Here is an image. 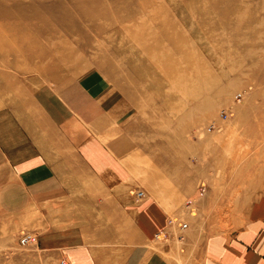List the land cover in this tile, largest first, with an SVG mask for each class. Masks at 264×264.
Wrapping results in <instances>:
<instances>
[{
  "label": "rangeland",
  "instance_id": "374dc122",
  "mask_svg": "<svg viewBox=\"0 0 264 264\" xmlns=\"http://www.w3.org/2000/svg\"><path fill=\"white\" fill-rule=\"evenodd\" d=\"M93 73L106 92L92 101H107L112 123L50 128L42 104L65 91L80 99L76 86ZM27 124L44 126L29 137L59 140L40 147L67 157L86 138L122 142L112 158L128 178L107 189L78 160L79 178L66 184L73 190L42 202L4 171L0 264H59L42 240L76 227L107 234L94 240L124 255L122 230L140 247L137 210L153 198L175 228L142 248L167 264H200L202 242L244 223L264 194V0H0V129ZM182 223L198 238L189 241ZM29 234L38 244H21Z\"/></svg>",
  "mask_w": 264,
  "mask_h": 264
},
{
  "label": "crops",
  "instance_id": "0c3cea01",
  "mask_svg": "<svg viewBox=\"0 0 264 264\" xmlns=\"http://www.w3.org/2000/svg\"><path fill=\"white\" fill-rule=\"evenodd\" d=\"M76 87L81 95L80 99L68 97L67 94L70 93L65 91L62 94L57 93L53 105L47 104L51 100L42 104L47 109V117L51 120L48 121L50 128H65L66 131L75 133L74 129H70L75 124L85 127L93 123H112L106 116L107 101L100 100L99 103L92 101L106 92L103 76L97 73L86 75ZM59 98H62L63 103L59 101ZM75 111L78 118L75 116ZM43 127V125L39 127V125L27 124L24 128L11 126L0 129V147L5 151L1 152L4 155L1 161H5L3 167L6 165V169L0 170V179H3L2 173L8 171L25 191L30 194H39L42 202L49 201L50 198H58L65 193L69 194L73 190H67L66 184L79 178L76 170L79 161L84 167L88 166L89 175L102 180L107 189H111V184L113 185L116 181L122 183L127 180L126 166L113 159H117V155L122 154L120 148L122 142L112 143V147L109 142L104 145L94 144L93 139L86 138L79 150L75 141L69 142L70 138L62 139L61 137L60 143L64 145V148H68L66 147L68 144L69 149L71 147L77 149L69 150L70 157H67V152L51 151L47 146L40 147L59 142L52 135L48 134L49 136H43V138L29 137L30 131L33 132L36 128L40 130ZM36 130L34 133L38 134ZM7 131H10L9 135ZM14 131H17V134L13 133ZM113 150L117 151L115 155L117 158L112 154ZM77 205L79 206L78 202ZM46 207L54 206L52 202H49ZM137 213L138 232L143 243L138 245L140 247L132 249L131 234L127 229H123L122 234L127 243H124V246L121 245L122 247L120 246L118 250L121 249L124 255L117 257L114 254L116 251L111 250L108 239L101 238L99 242L94 240V237L100 238L107 234L98 237L90 230H84L83 227L45 235L42 246L55 252L56 256L60 255V260L65 259L67 264H117L118 258L121 259L119 263L124 264H167L160 254L149 253L148 248L142 247H147L149 239L153 236L156 240H159V236L163 234L168 238L169 233H166L164 228H175L171 223L173 220L169 219V208L159 204V201L153 198L144 202ZM246 216L244 223L236 226L234 230L213 233L202 242L200 264H264V194L251 202ZM182 224L179 227L185 231L189 241L198 238V232L194 227L190 229L188 226L184 229ZM194 245L190 243L188 246L192 248Z\"/></svg>",
  "mask_w": 264,
  "mask_h": 264
},
{
  "label": "built area",
  "instance_id": "2783aa9c",
  "mask_svg": "<svg viewBox=\"0 0 264 264\" xmlns=\"http://www.w3.org/2000/svg\"><path fill=\"white\" fill-rule=\"evenodd\" d=\"M241 97H242L241 93H238L236 95V98L240 101L242 100ZM230 116H232L231 113L225 112L222 114V119L227 120L230 118ZM208 128H209L210 132H213L217 129V124L212 123L211 125H209ZM143 194L144 193L142 191L138 192V197H141ZM183 226H184V228H187L188 224L184 223ZM38 240H39V237H37L35 234H29V235H25V236H23V238H21V244H23V245L38 244ZM59 264H67V261L65 259H62L59 261Z\"/></svg>",
  "mask_w": 264,
  "mask_h": 264
},
{
  "label": "bare ground",
  "instance_id": "6f19581e",
  "mask_svg": "<svg viewBox=\"0 0 264 264\" xmlns=\"http://www.w3.org/2000/svg\"><path fill=\"white\" fill-rule=\"evenodd\" d=\"M171 223L174 224V221H171ZM185 224H188V223H185ZM183 225H184V223L182 224V228H184ZM188 226H189V224H188ZM187 228H188V227H187ZM187 228H184V229H187Z\"/></svg>",
  "mask_w": 264,
  "mask_h": 264
}]
</instances>
